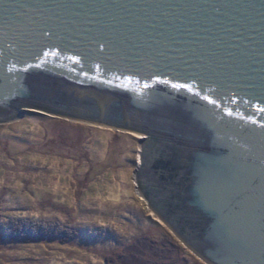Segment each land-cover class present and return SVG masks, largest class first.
Here are the masks:
<instances>
[{
  "label": "water",
  "instance_id": "obj_1",
  "mask_svg": "<svg viewBox=\"0 0 264 264\" xmlns=\"http://www.w3.org/2000/svg\"><path fill=\"white\" fill-rule=\"evenodd\" d=\"M24 109L141 135L158 221L264 264V0H0V124Z\"/></svg>",
  "mask_w": 264,
  "mask_h": 264
},
{
  "label": "rangeland",
  "instance_id": "obj_2",
  "mask_svg": "<svg viewBox=\"0 0 264 264\" xmlns=\"http://www.w3.org/2000/svg\"><path fill=\"white\" fill-rule=\"evenodd\" d=\"M135 135L34 109L1 123L0 264H104L111 252L119 264H204L137 193ZM12 218L76 235L6 237Z\"/></svg>",
  "mask_w": 264,
  "mask_h": 264
},
{
  "label": "trees",
  "instance_id": "obj_3",
  "mask_svg": "<svg viewBox=\"0 0 264 264\" xmlns=\"http://www.w3.org/2000/svg\"><path fill=\"white\" fill-rule=\"evenodd\" d=\"M9 227L4 230V235L10 238H30L41 239L45 237L60 236L64 239L76 235V231L64 225L54 222H41L34 219L18 220L13 219ZM123 253L111 252L103 258L104 264H119L118 259L123 257ZM86 264H100V263H86Z\"/></svg>",
  "mask_w": 264,
  "mask_h": 264
},
{
  "label": "bare ground",
  "instance_id": "obj_4",
  "mask_svg": "<svg viewBox=\"0 0 264 264\" xmlns=\"http://www.w3.org/2000/svg\"><path fill=\"white\" fill-rule=\"evenodd\" d=\"M137 135V137H142L141 135H138V134H136ZM137 191V190H136ZM137 193H138V191H137ZM139 194V193H138ZM140 195V194H139Z\"/></svg>",
  "mask_w": 264,
  "mask_h": 264
}]
</instances>
